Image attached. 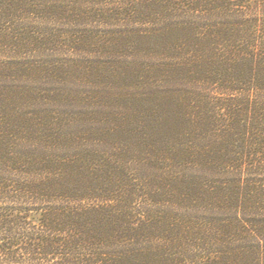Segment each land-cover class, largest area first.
Returning a JSON list of instances; mask_svg holds the SVG:
<instances>
[{
    "label": "trees",
    "instance_id": "obj_1",
    "mask_svg": "<svg viewBox=\"0 0 264 264\" xmlns=\"http://www.w3.org/2000/svg\"><path fill=\"white\" fill-rule=\"evenodd\" d=\"M0 264H264V0H0Z\"/></svg>",
    "mask_w": 264,
    "mask_h": 264
}]
</instances>
